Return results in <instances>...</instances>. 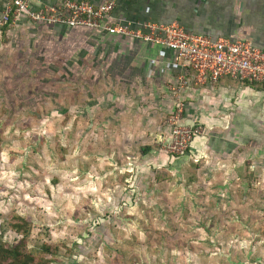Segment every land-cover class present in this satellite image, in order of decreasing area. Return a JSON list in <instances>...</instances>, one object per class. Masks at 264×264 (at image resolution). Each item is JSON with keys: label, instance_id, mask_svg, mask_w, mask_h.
<instances>
[{"label": "rangeland", "instance_id": "obj_1", "mask_svg": "<svg viewBox=\"0 0 264 264\" xmlns=\"http://www.w3.org/2000/svg\"><path fill=\"white\" fill-rule=\"evenodd\" d=\"M92 38L17 21L0 34V246H52L50 264H264V208L202 203L179 163L195 139L173 153L178 100L162 110L158 86Z\"/></svg>", "mask_w": 264, "mask_h": 264}, {"label": "crops", "instance_id": "obj_2", "mask_svg": "<svg viewBox=\"0 0 264 264\" xmlns=\"http://www.w3.org/2000/svg\"><path fill=\"white\" fill-rule=\"evenodd\" d=\"M85 1L100 6L108 0ZM7 2L0 0V15ZM60 3L33 0L32 7L39 10ZM115 15L128 21L178 22L195 34L215 40H244L264 48V0H120ZM19 22L31 21L21 17ZM49 28L57 33L87 30ZM87 31L94 37L89 44L114 50L118 73L133 76L137 83H151L147 92L152 94L158 86L162 110L175 105L178 95L174 89L178 88L182 63L175 52L131 38ZM180 95L187 107V119L203 129L189 157L179 162L196 168V179L186 185L196 187L202 203L211 198L212 204L227 215L239 203L263 209L264 87L224 78L216 85H191Z\"/></svg>", "mask_w": 264, "mask_h": 264}, {"label": "built area", "instance_id": "obj_3", "mask_svg": "<svg viewBox=\"0 0 264 264\" xmlns=\"http://www.w3.org/2000/svg\"><path fill=\"white\" fill-rule=\"evenodd\" d=\"M32 1L8 0L0 15V34L11 21L26 17L35 24L131 38L176 53L182 63L177 76L178 88L174 89L178 95L176 114L170 120L176 138L173 153L184 155L194 139L203 134L201 126L194 128L183 123L185 105L180 100L183 89L191 85H216L224 78L264 87V48L251 42L215 40L190 32L178 22L121 20L115 15L120 0H108L100 6L85 0H61L58 5H47L39 10L33 9Z\"/></svg>", "mask_w": 264, "mask_h": 264}, {"label": "trees", "instance_id": "obj_4", "mask_svg": "<svg viewBox=\"0 0 264 264\" xmlns=\"http://www.w3.org/2000/svg\"><path fill=\"white\" fill-rule=\"evenodd\" d=\"M12 22L13 21H11L10 24ZM9 25L3 29V33L7 30ZM68 29L69 28H66V30ZM52 248V246H46L41 253L36 256L31 252L26 253L22 246L16 248L0 246V264H50L54 254V249Z\"/></svg>", "mask_w": 264, "mask_h": 264}]
</instances>
